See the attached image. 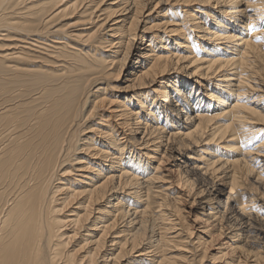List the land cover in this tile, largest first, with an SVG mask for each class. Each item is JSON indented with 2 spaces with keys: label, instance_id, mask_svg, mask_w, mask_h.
Wrapping results in <instances>:
<instances>
[{
  "label": "bare ground",
  "instance_id": "bare-ground-1",
  "mask_svg": "<svg viewBox=\"0 0 264 264\" xmlns=\"http://www.w3.org/2000/svg\"><path fill=\"white\" fill-rule=\"evenodd\" d=\"M204 261L264 264V0H0V264Z\"/></svg>",
  "mask_w": 264,
  "mask_h": 264
},
{
  "label": "rangeland",
  "instance_id": "rangeland-1",
  "mask_svg": "<svg viewBox=\"0 0 264 264\" xmlns=\"http://www.w3.org/2000/svg\"><path fill=\"white\" fill-rule=\"evenodd\" d=\"M150 3V2H149ZM149 3L148 4H146V6H145V8L149 5ZM147 11H144V13H146ZM175 18H177V17H175ZM136 45V44H135ZM136 52V49L135 48H133L132 49V54L133 53H135ZM131 69V66H129V65H126L125 66V69H124V72H123V74L122 75H124L127 71H129ZM126 71V72H125ZM165 78H163L162 80H164V79H166V76H164ZM157 79H159V77H157ZM157 79H155V81H156V83H154V84H152V85H149V90L147 91V92H151V90H154L155 89V87H157V85H158V80ZM113 83H115L116 85H119V86H123V84H121L119 81H112ZM209 99H207V98H205V97H202V102H206V101H208ZM222 119V118H221ZM169 128V127H168ZM261 136H263V135H261V134H257V137H256V139H258V138H262ZM256 139H254V140H256ZM225 143H233V141H231V142H225V141H223V142H221V143H218V144H215V143H212V144H205L208 148H214V150H213V153H215L216 155H218V156H220L222 159H226V160H229V161H232V160H241V158H243V155L241 154V149H240V146L238 147V148H236V147H232V146H230V147H227L226 145H225ZM205 145H202V146H205ZM232 145V144H231ZM236 146H238L239 144H235ZM201 147H195V150L197 149V150H199ZM197 150L196 151H191V153L192 154H190V158H188L187 159V161L188 162H190L191 161V158L192 157H194V155L196 154V152H197ZM199 162V161H198ZM190 166H192L193 164H191V162H190V164H189ZM250 180H251V178H249ZM249 179H247L246 181H250ZM196 182H198V181H194V185L196 186ZM194 189H196V188H194ZM186 199H187V197H186ZM188 200H189V198H188ZM198 200V199H197ZM187 203V204H186ZM187 205H188V201H185L184 202V207H185V210H184V212H187L188 211V209H189V207H187ZM192 213H193V211H190V213L189 214H185V215H187V219L189 220L190 218H193V215H192ZM217 241L215 242V243H213V244H210L211 246L210 247H208L207 248V250H206V253H214L215 252V248L217 247ZM197 252V251H196ZM200 252L201 251H198L196 254H200ZM208 254V255H209ZM198 260V257H196V261ZM207 263V261H204L203 263ZM203 263H201V264H203ZM205 263V264H206ZM192 264H195V262L194 263H192Z\"/></svg>",
  "mask_w": 264,
  "mask_h": 264
}]
</instances>
